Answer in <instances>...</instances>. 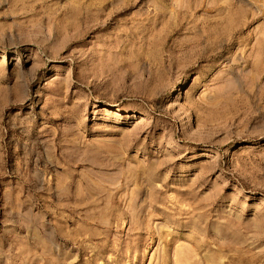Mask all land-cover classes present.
Here are the masks:
<instances>
[{
	"label": "rangeland",
	"instance_id": "374dc122",
	"mask_svg": "<svg viewBox=\"0 0 264 264\" xmlns=\"http://www.w3.org/2000/svg\"><path fill=\"white\" fill-rule=\"evenodd\" d=\"M0 264H264V0H0Z\"/></svg>",
	"mask_w": 264,
	"mask_h": 264
},
{
	"label": "bare ground",
	"instance_id": "6f19581e",
	"mask_svg": "<svg viewBox=\"0 0 264 264\" xmlns=\"http://www.w3.org/2000/svg\"><path fill=\"white\" fill-rule=\"evenodd\" d=\"M210 156V155H209Z\"/></svg>",
	"mask_w": 264,
	"mask_h": 264
}]
</instances>
